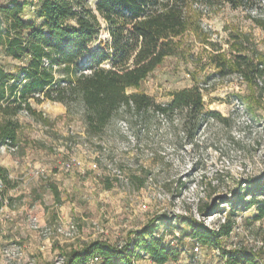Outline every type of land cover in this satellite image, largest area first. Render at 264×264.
I'll return each mask as SVG.
<instances>
[{"label": "rangeland", "instance_id": "obj_1", "mask_svg": "<svg viewBox=\"0 0 264 264\" xmlns=\"http://www.w3.org/2000/svg\"><path fill=\"white\" fill-rule=\"evenodd\" d=\"M10 1L0 0V5ZM197 3L204 8L190 3L187 11L198 28L178 38V55L166 58L138 89L127 92L146 94L165 105L172 93L196 85L202 89L205 113L219 117L204 120L189 142L177 114L168 118L142 114L138 121L120 112L99 138H89L77 107L69 113L59 103L29 100L36 114L20 113L15 150H0V164L7 158L15 167L13 189L4 194L0 264H9L2 251L13 244L23 250V258L15 264H56L69 251L93 241L122 247L133 232L157 216L170 220L171 230L165 232L166 227L159 226L156 235L163 233L164 240L180 250V264H222V250L240 247L261 251L264 259V219L254 221L253 208L233 211L230 204L245 181L264 173V95L257 92L252 98L239 74L218 77L219 70L210 62L218 53L227 60L235 56L232 37L241 34L264 57V31L255 23H264V0L243 1L237 8L227 3ZM24 12L31 13V8L27 6ZM100 39L107 40L103 24ZM0 64L8 69L14 62L0 51ZM56 75H61L59 70ZM93 163L95 170L90 169ZM64 164L71 168L66 170ZM113 169L121 179L112 174ZM50 186L57 189L58 198ZM251 198L247 196L246 201ZM214 206L218 213L211 212ZM28 212L41 227H64L71 221L76 230L70 237L49 241L51 251L44 257L43 253L30 254L24 237L32 231L26 223ZM185 218L211 230L227 218L235 225L222 239L221 250L198 246L195 253ZM9 225L17 231L8 235L6 230H14Z\"/></svg>", "mask_w": 264, "mask_h": 264}, {"label": "trees", "instance_id": "obj_2", "mask_svg": "<svg viewBox=\"0 0 264 264\" xmlns=\"http://www.w3.org/2000/svg\"><path fill=\"white\" fill-rule=\"evenodd\" d=\"M208 6L222 3L233 8L243 0H11L0 5V51L12 60L11 68L0 64V147H16L20 113L35 115L29 100L62 104L67 112L80 110L84 131L89 138H99L120 113L139 121L140 115L153 113L164 117L177 114L189 142L208 117L204 111L202 89L193 85L171 94L168 104H157L138 89L164 60L179 53L178 38L187 30L198 28L187 11L190 3ZM31 13L25 14L26 7ZM264 31V23L255 21ZM107 40H99L102 30ZM236 53L227 60L221 53L210 62L219 70L218 77L239 74L248 84L252 98L264 95V57L249 45L247 35L232 37ZM98 41L97 46L89 45ZM59 70L60 76H57ZM138 123V122H136ZM0 208L4 194L11 187L0 166ZM55 197L59 194L54 186ZM264 173L244 182L234 193L233 211L254 209L252 220L264 219ZM251 196L250 201L246 197ZM211 212L219 209L211 207ZM191 239L198 246L221 250L222 239L232 232L235 222L227 218L216 230L206 228L191 218L183 219ZM159 226L171 230L170 220L157 216L132 233L122 247L93 241L66 253L64 264H180V250L157 236ZM167 231V232H168ZM260 253L244 247L222 250V264H264ZM97 258V262H93ZM93 262V263H91Z\"/></svg>", "mask_w": 264, "mask_h": 264}, {"label": "built area", "instance_id": "obj_3", "mask_svg": "<svg viewBox=\"0 0 264 264\" xmlns=\"http://www.w3.org/2000/svg\"><path fill=\"white\" fill-rule=\"evenodd\" d=\"M243 1L246 2L247 0H243ZM194 5L196 7H201V9L204 8L203 6H199L200 4L197 2L194 3ZM256 11L257 10H255V12H253V13H257ZM254 15H257V14H254ZM257 16L261 17V15H257ZM240 79H241V77H240ZM122 125H123L122 126L123 129L126 130L125 124H122ZM15 148L16 147L2 146V147H0V150H2V151L7 150L9 152H13L15 150ZM64 168L66 170L70 169L71 164H64ZM90 169L91 170L97 169V164L93 163L91 165ZM111 172L118 179L122 178L120 172L116 171L115 169H113ZM39 175L43 176V172L42 171L39 172ZM2 189H3V185L0 182V191ZM5 206H6V202L4 200V206L0 208V222L2 221V218H4L3 217V209ZM142 207L145 208V206H142ZM28 227H29V229L34 231L38 236L43 238L44 241H48V242L55 239L57 236L64 235V236L70 237L76 230L75 224L71 221L67 222V224L64 227H57V228L41 227L39 225L37 218L32 216V215L28 216ZM167 231H168V229H165V232H167ZM160 235H163V233ZM195 245L196 246L193 248V252L196 253V252H198L199 247H198V244H195ZM2 257L5 259V261L7 263L15 264L17 262H20L21 259L23 258V250L20 246L13 244V245L8 246L7 248H5L2 251ZM97 261H98L97 258H94L93 262H97ZM93 262H91V263H93ZM64 263H65V257H61V259L56 262V264H64Z\"/></svg>", "mask_w": 264, "mask_h": 264}, {"label": "crops", "instance_id": "obj_4", "mask_svg": "<svg viewBox=\"0 0 264 264\" xmlns=\"http://www.w3.org/2000/svg\"><path fill=\"white\" fill-rule=\"evenodd\" d=\"M9 158V157H8ZM0 166L2 168L5 169L6 173H7V177L10 181V185L13 186V177H14V165L12 163H9V159L6 158V161H5V164L4 165H1ZM13 187H10L7 191L9 190H12ZM31 215V213H26V216H27V220H26V223L28 225V216ZM16 225V224H15ZM20 225V224H19ZM14 227V230H6V233L9 235L15 231H17L16 229V226L14 225H9L8 229L10 227ZM23 226V225H22ZM22 230V229H21ZM36 233L35 232H32V231H27L26 235L24 237L28 238L27 240V243L29 244L30 246V250L28 249L27 252H29L30 254H33V253H36L37 255H39V253H43V257L49 253V251H51L50 249V244L48 241H42L40 242V238H38L37 235H35ZM16 235V234H15ZM16 238V236H15ZM12 239L11 236H9V241ZM18 239V238H17ZM7 239L4 240V242L6 241Z\"/></svg>", "mask_w": 264, "mask_h": 264}]
</instances>
